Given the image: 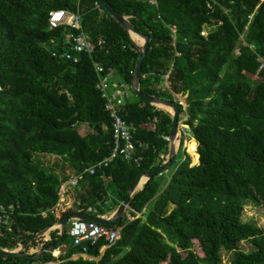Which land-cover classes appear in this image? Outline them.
Instances as JSON below:
<instances>
[{
  "label": "trees",
  "instance_id": "1",
  "mask_svg": "<svg viewBox=\"0 0 264 264\" xmlns=\"http://www.w3.org/2000/svg\"><path fill=\"white\" fill-rule=\"evenodd\" d=\"M106 1L138 35L131 36L99 0H0V204L15 207L12 231L0 238V248L16 251L58 221L41 212L58 203L70 177L36 162L34 154L60 157L76 172L111 154L112 121L97 88L100 76L131 92L120 113L135 129L134 142L146 145L139 150L143 160L136 166L119 155L107 179L100 172L86 175L63 217L87 214L89 207L95 217H112L139 175L167 162L171 144L162 136L171 133L174 111L131 88L142 36L150 43L140 90L176 103V95L183 97L188 108L181 115H188L196 140L193 158L188 155L168 179L162 169L141 181L129 201L131 219L107 226L122 228L114 245L104 249L102 240L84 257L68 230L57 228L43 250L67 244L64 254H30L36 240L25 255L0 253V264H264V230L243 220L248 202L264 204V0ZM63 9L79 12L85 32L104 40L79 63L61 57L74 31L50 27V13ZM167 75L170 90L163 85ZM246 241L250 251L241 249ZM223 251L232 254L228 263Z\"/></svg>",
  "mask_w": 264,
  "mask_h": 264
},
{
  "label": "built area",
  "instance_id": "2",
  "mask_svg": "<svg viewBox=\"0 0 264 264\" xmlns=\"http://www.w3.org/2000/svg\"><path fill=\"white\" fill-rule=\"evenodd\" d=\"M151 1L155 2V0ZM250 18H252V16H250ZM49 23L51 29L67 26L74 31L66 36L68 50L61 55V57L67 61L79 63L81 55H92L95 53L98 46H102L104 44L103 39L95 42L85 32L82 24V17L79 12L73 13L66 9L54 10L50 13ZM172 31L176 34V27H172ZM244 44L246 43L244 42ZM250 48L255 49V46L251 45ZM54 56H57V54L54 53ZM260 62L261 68H264L263 57L260 58ZM95 68L98 75H101L104 71L103 67L98 63L95 64ZM97 88L102 92L103 98L105 99V109L109 113L112 121V152L105 159L96 162L92 166L86 168L83 172H76L69 180L64 181L59 191L58 203L54 207L45 209L41 212V215L44 218L52 215L60 220L72 206V202L69 203L67 201V197H71L72 199V191L79 186L85 176L95 175L100 172L103 174V177L107 179L105 177L106 169L117 156L121 155L126 162L136 166H140L143 160L142 155L139 154V150L145 148L146 145L144 143L137 144L134 142L135 129L132 125L128 124L120 113V110L124 106L125 99L129 97L131 93L123 90V86L119 83L110 80V76H100ZM178 104L181 106L182 111L187 112L188 105L182 96L179 97ZM187 120V114H180L179 139L183 138L184 143V157L182 162L186 161L188 155L193 158V156L189 153V145L192 141H196L193 135V129L188 124ZM151 121L158 123L159 119L154 117ZM162 137L165 141H170V135H163ZM196 152H198V144ZM170 174V169H167L161 173L160 176H170ZM14 211L15 207L13 205L6 206L4 204H0V238L5 237L7 232L12 231V216ZM92 212L93 208L89 207L87 214L91 215ZM102 218H107V216H103ZM67 230L68 235L73 241V246L82 248L81 255L88 257L87 252L89 247L99 244L102 240L107 242V246H105L104 249L108 246L114 245L121 238L122 228L119 227L116 229H109L107 226L98 224L94 221L72 219L68 224ZM41 238L42 240H39V238L37 240L38 244L35 247H32V251L29 252L30 254L39 253L43 250L45 244L51 240L50 235L48 237L44 236Z\"/></svg>",
  "mask_w": 264,
  "mask_h": 264
},
{
  "label": "water",
  "instance_id": "3",
  "mask_svg": "<svg viewBox=\"0 0 264 264\" xmlns=\"http://www.w3.org/2000/svg\"><path fill=\"white\" fill-rule=\"evenodd\" d=\"M99 2L114 18L117 19V21H119L122 24V26L131 34V36L133 34L138 35L135 28L130 23V21L128 20L127 17L118 13L106 0H99ZM142 37L144 38L145 43L140 48V55H139V58H138V61H137L136 67H135V71L133 74V81H132L131 88H132V91L136 95H139L140 97L144 98L146 101L153 103V104H156V105H162V106L168 107L174 111V118H173L171 133H170V144H171L170 145V155H169L167 162L160 169H157L153 172L141 173L139 175V177L137 178V181L135 182V184L130 188L127 199L114 212L112 217H110V218H98V217L88 215V214H84L81 212H74V213L67 215V216L63 217L62 219L58 220L54 225H52V226L38 232L37 234H35L29 241H27L26 243L21 245L19 247V249L16 251H13V252L4 251L0 248V253L3 255L4 258H8L10 256L17 257V256L25 255L24 253L27 251V249L31 246V244L34 241L38 240L41 237L46 236L48 233H50L54 229L61 228L62 233H65L66 227L72 219L94 221V222H97L98 224H101L104 226H109V227L114 226L119 219H123V218L127 217L126 211L129 208L130 198H131L132 194L134 193V191L140 185L141 181L145 180L147 178H152L157 173H159L162 169L171 168V166L173 165V158L176 155V147H177L176 145H177V142L179 139V117H180L182 109H181V106L176 102L168 101L165 99H159V98L152 97V96H148V95L142 93V91L140 90V82H141V78H142L143 63H144L146 54L148 52V47H149V43H150L149 37H146V36H142ZM55 250H56V247L54 245H52V246L48 247L47 249L40 251L38 256L43 254V253H50V252L55 251Z\"/></svg>",
  "mask_w": 264,
  "mask_h": 264
},
{
  "label": "rangeland",
  "instance_id": "4",
  "mask_svg": "<svg viewBox=\"0 0 264 264\" xmlns=\"http://www.w3.org/2000/svg\"><path fill=\"white\" fill-rule=\"evenodd\" d=\"M210 30H211V28L207 27V29L205 30V34H208ZM110 80H115V79H113L110 76ZM117 82H118V80H117ZM163 85L166 89H168V90L171 89L170 88L171 87V81L169 80V75H167V77L164 78ZM179 95H176L177 99H179V97H181ZM183 144H184L183 138H180L178 143H177L176 157L174 158V163H173L174 165L170 168V172H174L176 169V166L182 162V159L184 157V145ZM47 155H49V154H47ZM44 156H45V154L36 153L34 155V160L36 162L41 163V164L45 163V164H43L44 166L50 168L51 170L55 171L56 173L59 172L61 176L71 177L72 175L75 174L74 169L71 168L70 166H68L69 164H67L63 159L58 158V157L52 158L49 156H45V157ZM193 160L194 159H192V163L194 164ZM188 161H189V159L187 160L186 163H189ZM68 170L70 171L69 174H68ZM168 177H169V175L165 176V179H168ZM126 212H127L128 218L131 219V216L128 213V209ZM243 220L245 222L254 223L255 225H257L258 227H260L264 230V204H257V203L252 202V201L248 202L246 204V207H245ZM67 228H68V225H67L66 229ZM67 248H68V245L65 244V245L59 247V249H60L59 253L60 254L54 253L53 255L58 257L61 254H64L66 252ZM252 248H253V245L250 242L246 241V242L241 243V249L244 251H250ZM30 251H32V250L30 249ZM222 255H223V263H228L230 257L232 256L231 253L226 252V251H223ZM75 257H77V256H75Z\"/></svg>",
  "mask_w": 264,
  "mask_h": 264
},
{
  "label": "crops",
  "instance_id": "5",
  "mask_svg": "<svg viewBox=\"0 0 264 264\" xmlns=\"http://www.w3.org/2000/svg\"><path fill=\"white\" fill-rule=\"evenodd\" d=\"M112 81H114V82H116V83H119V82H117V81H115V80H112ZM121 86L123 85L122 84V82H120L119 83ZM123 90H125V91H127V92H130L129 91V89L126 87V86H123ZM131 93V92H130ZM35 155V154H34ZM45 156H49V157H52V158H54V157H56L57 158V156H53V155H47V154H45ZM44 156V157H45ZM58 158H60V157H58ZM43 164H45V163H43ZM68 166H70V165H68ZM71 167V166H70ZM71 168H73V167H71ZM74 169V168H73ZM74 171H75V173H76V170L74 169ZM69 170H68V174H69ZM59 173V172H58ZM59 175H60V173H59ZM61 176V175H60ZM65 177V176H64ZM67 201L70 203V202H72V199H71V197H67ZM109 214H107L106 216H107V218H110L109 216H108ZM47 237H48V235H47ZM32 249V248H31ZM60 250V249H59ZM31 252V251H30ZM84 257H86V256H84Z\"/></svg>",
  "mask_w": 264,
  "mask_h": 264
},
{
  "label": "bare ground",
  "instance_id": "6",
  "mask_svg": "<svg viewBox=\"0 0 264 264\" xmlns=\"http://www.w3.org/2000/svg\"><path fill=\"white\" fill-rule=\"evenodd\" d=\"M133 35H135V34H133ZM191 150H192V147H191V143H190V145H189V152H191ZM142 181H143V180H142ZM59 252H60V250L57 249L54 253H58V254H60ZM55 255H56V254H55Z\"/></svg>",
  "mask_w": 264,
  "mask_h": 264
}]
</instances>
